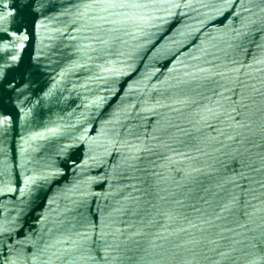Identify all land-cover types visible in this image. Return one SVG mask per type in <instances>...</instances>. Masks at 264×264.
Segmentation results:
<instances>
[{
	"label": "water",
	"instance_id": "water-1",
	"mask_svg": "<svg viewBox=\"0 0 264 264\" xmlns=\"http://www.w3.org/2000/svg\"><path fill=\"white\" fill-rule=\"evenodd\" d=\"M0 264H264V0H0Z\"/></svg>",
	"mask_w": 264,
	"mask_h": 264
}]
</instances>
